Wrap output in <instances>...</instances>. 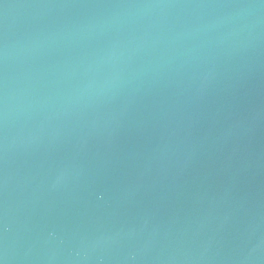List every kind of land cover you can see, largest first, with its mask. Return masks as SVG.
Here are the masks:
<instances>
[{
	"label": "water",
	"instance_id": "1",
	"mask_svg": "<svg viewBox=\"0 0 264 264\" xmlns=\"http://www.w3.org/2000/svg\"><path fill=\"white\" fill-rule=\"evenodd\" d=\"M0 264H264V0H0Z\"/></svg>",
	"mask_w": 264,
	"mask_h": 264
}]
</instances>
